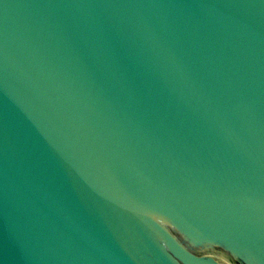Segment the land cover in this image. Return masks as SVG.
Wrapping results in <instances>:
<instances>
[{
	"label": "water",
	"instance_id": "water-1",
	"mask_svg": "<svg viewBox=\"0 0 264 264\" xmlns=\"http://www.w3.org/2000/svg\"><path fill=\"white\" fill-rule=\"evenodd\" d=\"M0 264H264V0H0Z\"/></svg>",
	"mask_w": 264,
	"mask_h": 264
}]
</instances>
